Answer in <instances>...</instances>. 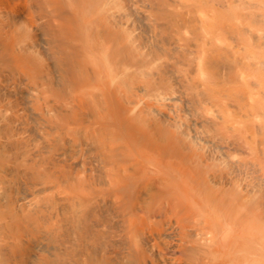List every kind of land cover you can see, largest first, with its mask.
Listing matches in <instances>:
<instances>
[{"label":"bare ground","instance_id":"1","mask_svg":"<svg viewBox=\"0 0 264 264\" xmlns=\"http://www.w3.org/2000/svg\"><path fill=\"white\" fill-rule=\"evenodd\" d=\"M146 1L163 5L169 18L146 19L143 0H43L46 10L33 19L55 24L79 46L84 37L89 61L93 49L102 53L95 70L106 68L107 78H97L96 102L111 107L105 118L112 125L128 120L131 136L120 125L111 136L97 135L107 183L119 184L121 167L129 172L132 165L141 180L133 190L151 182L153 194L142 220L130 211L125 218L130 263L143 264L134 239L138 247L151 240L152 249L159 237L167 256L153 264H175L170 258L181 255L183 264H264V0ZM21 4L0 0V15ZM67 6L78 8L81 33L59 20ZM88 14L111 27L100 26L101 42L85 30ZM33 22L26 21L32 35ZM117 57L123 68L114 73ZM76 58L57 60L75 75ZM192 218L202 231L188 230Z\"/></svg>","mask_w":264,"mask_h":264},{"label":"rangeland","instance_id":"2","mask_svg":"<svg viewBox=\"0 0 264 264\" xmlns=\"http://www.w3.org/2000/svg\"><path fill=\"white\" fill-rule=\"evenodd\" d=\"M20 1L21 10L8 8L0 15V264H131L126 222L132 219L129 211L139 220L151 211V182L133 190L132 183L141 180L137 167L130 164L131 171L122 166L117 173L119 184L107 183V170L97 155V135L107 131L111 136L119 125L125 134L128 120L120 117L112 125L105 118L111 107L105 100L96 102L102 99L97 78H107L106 68L95 70L102 65V53L93 49L96 59L87 60L84 37L79 46L55 24L50 28L33 22L46 10L43 0ZM140 3L146 19L169 18L163 5ZM77 10L63 7L59 20L76 24L81 33ZM94 15H87L85 30L101 42L100 26L106 32L111 27ZM28 20L37 26L33 35ZM60 55L78 56L75 75L58 63ZM116 60L114 73L123 68L119 57ZM152 85L151 80L147 94ZM186 226L192 233L203 228L193 218ZM157 240L151 249V240L147 247H138L134 239L143 264L166 255L160 250L165 241ZM183 258L170 260L183 264Z\"/></svg>","mask_w":264,"mask_h":264}]
</instances>
